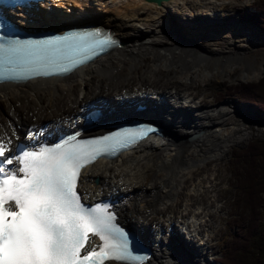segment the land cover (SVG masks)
Segmentation results:
<instances>
[{"label":"bare ground","instance_id":"bare-ground-1","mask_svg":"<svg viewBox=\"0 0 264 264\" xmlns=\"http://www.w3.org/2000/svg\"><path fill=\"white\" fill-rule=\"evenodd\" d=\"M216 2L213 5H219L220 10L230 7ZM213 5L211 0H167L161 4L146 0H53L37 3L30 10H9L26 29L60 32L65 27L91 24L107 29L120 41L111 51L65 77L1 82L0 138L29 141L33 128L46 121L49 130L54 126L74 129V122L91 103L115 108L113 116L102 119L104 124L111 123L115 113L117 117L142 116L157 123L161 135L142 140L115 159L98 160L85 167L79 182L89 199L101 193L121 197L116 208L119 218L136 228L153 248L145 264H196L193 251L205 250L198 219L203 214L212 216L207 203L213 202L209 194L216 190L210 176L195 177L197 167L205 162L202 170L211 169L214 159L208 156L223 149L241 122L225 119L224 113L220 115L223 109H209L210 102L206 98L199 101L189 89L199 86L198 81L207 85L211 74L220 79L232 75L239 60L244 62L246 79L264 68L260 49L234 50L235 41L222 36L226 33L223 27L215 34L207 33L202 22L205 17L214 15L216 24L223 21ZM191 21H195L194 29ZM226 29L233 34V28ZM137 103L147 104V110L136 113ZM240 112L245 113L242 121L261 119L249 108ZM193 134L197 135L187 138ZM194 178L192 193H184L183 184ZM204 180L212 184L207 191L210 200L199 202L192 214V196L198 197ZM178 219L184 221L182 230L175 226Z\"/></svg>","mask_w":264,"mask_h":264},{"label":"snow or ice","instance_id":"snow-or-ice-1","mask_svg":"<svg viewBox=\"0 0 264 264\" xmlns=\"http://www.w3.org/2000/svg\"><path fill=\"white\" fill-rule=\"evenodd\" d=\"M115 43L99 29L0 43V77L67 74ZM154 131L144 125L92 140L74 134L38 150L13 151L11 139L0 138V264H144L109 205L86 206L77 189L87 165Z\"/></svg>","mask_w":264,"mask_h":264},{"label":"rangeland","instance_id":"rangeland-1","mask_svg":"<svg viewBox=\"0 0 264 264\" xmlns=\"http://www.w3.org/2000/svg\"><path fill=\"white\" fill-rule=\"evenodd\" d=\"M261 1L263 0H218L217 2L216 0H211L212 5L214 2H216L217 4H229L230 7L226 8L225 10H220L219 5H213L215 7L214 9L216 14L219 16L221 15V17H223V21L219 22V24H216L218 22H216L214 19V15H208L205 17L202 22L207 25V33L211 35L215 34V30L221 31L220 27H223L225 30L224 32L226 33L222 34V36L226 37L227 39L232 38V40L235 41L236 46L234 47V50L242 52L244 50L259 51L260 49L262 52H264V27H259L252 23V18H257L259 22L264 21V6H262ZM172 16L176 17V14L173 13ZM177 20L180 21L178 14ZM181 22L185 21L181 20ZM194 22L195 21L190 22V27L193 29L195 26L193 24ZM221 24H223V26ZM227 27L234 29L232 31V35L227 33L229 30L226 29ZM183 28L186 30V25H184ZM236 63L233 66L236 72L226 77L227 79H220L216 75L211 74L208 81L209 83H207V85H204L205 82L203 81H198L199 86H194L192 89H189L191 92L197 94V99H199V101L206 98L208 102H210L208 105L209 109H223L224 111H221L220 115L224 113L225 119L233 118L234 121L237 120L236 122L241 121L238 125V131L230 136V140L227 139L224 142L223 149H217L214 151V153L212 152V157L210 155L208 156L214 159V162L211 164V169L207 171L202 170L205 162H202L197 167L199 171L195 177L198 178L197 176H200L199 178H205L210 176V178L213 180V187L216 190H212L211 194H209V197L207 191L211 189L212 184L207 183L206 180L201 181L200 184L202 186V190H199L196 194L198 197L194 195L192 196L194 200L191 202L189 207V212L193 214L194 210L196 209V205L199 204V202H208V200L213 199L211 204L210 202L207 203V205H210L209 211L211 212L212 216L203 214L202 218L198 219V222L200 223L198 225H201L198 227L202 229L200 231L202 234L200 233V235H203L204 233V236L202 237L203 240H205L203 243L205 245V250L202 253L197 252L196 250L193 251L194 255L198 259L195 260L196 264H222L220 263L221 261L226 262L225 248L231 236L238 231V222L240 223V217L242 214L241 210H239V208L236 206V199L239 196V189L237 188V184L232 173L233 156L238 149L244 148L250 140L256 139L259 141H264V107L257 106L250 101L246 102L242 100L243 98L238 93L233 94L234 92L232 91L228 92V90H231L230 87H234L235 85H239L241 83H260L263 81L264 84V68L262 69V72H256L254 77L246 79L244 77V62L239 60ZM82 95L80 96L81 99ZM2 108L6 109L4 106ZM241 108L251 109L252 114H255L261 118L260 121L254 120L252 118H249L248 121H242L243 118H245V113L240 112ZM44 120L46 121L47 119ZM41 124V122L38 123L34 128H37V126ZM119 165L120 164L118 163V166ZM217 167L220 172L217 171ZM215 176H217V179H215ZM96 179H94V181ZM188 181L189 182L186 184H183V186L186 187V192L184 191V193L191 194L192 192H190V189L192 188L191 185L195 181V178L194 180ZM217 191L219 195L217 194ZM182 197L185 198L186 196L184 195ZM159 198L160 197L156 195L155 201L158 202ZM262 202L264 207V195L262 196ZM159 218L160 217H158V219ZM161 218H163L162 215ZM158 221L159 220L156 222ZM175 224L178 230H182V227H184V221L182 219L175 221ZM203 224H206V226ZM155 225L156 223L154 224L153 231H155V228H157ZM198 242H201V239ZM260 247L262 248L260 256L264 260V241L260 243Z\"/></svg>","mask_w":264,"mask_h":264},{"label":"trees","instance_id":"trees-1","mask_svg":"<svg viewBox=\"0 0 264 264\" xmlns=\"http://www.w3.org/2000/svg\"><path fill=\"white\" fill-rule=\"evenodd\" d=\"M264 6V0L261 1ZM255 25L264 27V21L252 18ZM241 83L230 87L242 100L264 107V84ZM248 99V100H247ZM264 141L250 140L233 156V177L239 189L236 206L241 210L238 231L231 236L225 248L222 264H264L260 243L264 241Z\"/></svg>","mask_w":264,"mask_h":264},{"label":"water","instance_id":"water-1","mask_svg":"<svg viewBox=\"0 0 264 264\" xmlns=\"http://www.w3.org/2000/svg\"><path fill=\"white\" fill-rule=\"evenodd\" d=\"M149 2H154L156 4H161L163 1H167V0H146ZM197 134L192 135L191 137H189V139H191L193 136H196Z\"/></svg>","mask_w":264,"mask_h":264}]
</instances>
